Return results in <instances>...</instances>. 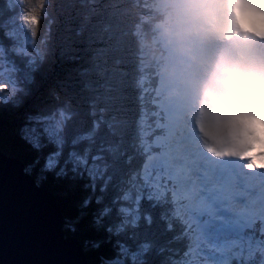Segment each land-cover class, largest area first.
I'll return each instance as SVG.
<instances>
[{
  "label": "snow or ice",
  "instance_id": "obj_1",
  "mask_svg": "<svg viewBox=\"0 0 264 264\" xmlns=\"http://www.w3.org/2000/svg\"><path fill=\"white\" fill-rule=\"evenodd\" d=\"M86 2L94 0H68L70 14L76 4ZM13 3L19 5L21 0H9L10 6ZM41 19L45 25L50 23L45 6L41 7L40 15L9 17L7 22L0 20V103L4 105L22 103L17 97L29 93L21 85L33 83L40 66L37 60L42 63L45 58L33 41ZM84 31V26H80L75 35L82 37ZM21 36L22 46L16 47ZM41 43L46 44L47 40L42 39ZM21 55L28 59L20 60ZM67 57L74 64L81 59L71 48L67 50ZM102 64L106 61L97 58L90 65L80 67L79 80L75 82V86L89 94L88 114L94 118L89 127L81 131L74 129L73 123L80 113L71 101L41 121L48 122L43 131L60 149L48 156L45 170L59 167L66 143L73 148L55 175L67 176V165L71 164L73 178L87 179L84 187L92 195L83 199L82 209H88L93 202L102 203V195L95 196V193L106 192L122 162L130 164L133 153L143 157L140 167L129 176L130 191L113 201L134 199L135 209L119 208L121 218L115 227L102 223L113 211L111 207L104 206L92 218L97 235L87 245L96 252L108 249L101 253L98 264H264V168H249V159L236 155L213 157L212 163L195 161L186 171L176 173L152 156L154 151H160V146L137 151L136 145H129L126 135L117 131L121 123L116 116L121 110L118 89L111 79L103 82L95 79L97 73L105 71ZM102 106H110L112 115L105 118ZM102 127L107 135L101 134ZM24 136L34 148L41 147L36 128H25ZM248 176L256 177L258 183L247 181ZM137 189L133 197L132 192ZM144 201L151 209H161L158 218L151 211H142ZM157 221L163 225L162 231L158 230ZM141 233L143 239H140ZM169 233L172 235L168 236ZM176 243H183V251L172 247ZM157 257L165 258L158 262Z\"/></svg>",
  "mask_w": 264,
  "mask_h": 264
},
{
  "label": "trees",
  "instance_id": "obj_2",
  "mask_svg": "<svg viewBox=\"0 0 264 264\" xmlns=\"http://www.w3.org/2000/svg\"><path fill=\"white\" fill-rule=\"evenodd\" d=\"M147 2L148 0H94L83 5L76 4L75 11L70 14L68 0H52L51 3L49 0H21L19 5L13 3L11 6L9 0H0V20L7 22L9 17L19 19L25 15H40L41 7L45 6L50 22L45 25L44 20L41 19L38 34L33 38L35 46L44 52L45 58L42 63L39 59L37 60L40 66L34 74L33 83L21 85L28 90L29 94L17 97L22 100L19 105L0 103V150L22 160L26 171L35 181L53 193L64 216L65 233L80 241L91 264H98L101 253L108 251V249H102L101 252H96L86 243L97 235L92 225V218L104 206L111 207L113 211L104 218L102 223L115 227L121 218L119 208L135 209L134 199L118 203L113 201H116L124 192L130 191L129 176L140 167L143 157L133 153L134 158L130 164L122 162L113 183L108 186L106 192L95 193V196L102 195V203L97 205L93 202L88 209H82L83 199L92 195L91 190L84 187L88 183L87 179L73 178L70 171L71 164L67 165L69 169L67 176L55 175L59 167L64 166V161L73 148L70 143H66L62 149L59 167L53 171L45 170L44 165L48 156L60 149L43 131L48 122L41 123V121L71 101L72 106L77 107L80 113L73 123L74 129L81 131L91 125L94 118L88 114L89 94L82 92L75 86V82L79 80L78 69L90 65L98 58L106 61V64H102L105 71L97 73L95 79L102 82L111 79L118 89L116 95L120 98L121 110L116 113V116L121 123L117 131L121 135H126L127 143L135 144L137 151L145 148L143 138L145 132L147 133L152 127L153 120L151 122L148 120L147 105H144L143 100L142 86L145 84L142 80L147 77L145 67L149 57L139 46L138 25L145 22ZM17 8V11H13ZM80 26L85 28L82 37L75 35V30ZM42 39H46L47 43H41ZM22 43L23 36L15 46L21 47ZM69 48L76 50L80 55L81 59L78 63L69 62L67 57ZM28 50L31 54V44ZM19 59L27 60L28 57L21 55ZM145 98L148 101V97L145 96ZM105 107L107 111L104 110ZM101 111L105 118L112 115L110 106H102ZM25 128L37 129L41 143L39 149L34 148L25 139ZM101 134L107 135V130L103 127ZM138 191L139 189L132 192L133 197ZM142 211H151L158 218L161 209H151L148 202L144 201ZM157 223L158 230L162 231L163 225L159 221ZM128 235H131V232H128ZM171 235V233L168 234V236ZM143 238L144 234L141 233L140 239ZM172 247L183 251L184 246L183 243H176ZM164 258L156 259L159 262Z\"/></svg>",
  "mask_w": 264,
  "mask_h": 264
},
{
  "label": "water",
  "instance_id": "obj_3",
  "mask_svg": "<svg viewBox=\"0 0 264 264\" xmlns=\"http://www.w3.org/2000/svg\"><path fill=\"white\" fill-rule=\"evenodd\" d=\"M52 192L0 150V264H91Z\"/></svg>",
  "mask_w": 264,
  "mask_h": 264
},
{
  "label": "clouds",
  "instance_id": "obj_4",
  "mask_svg": "<svg viewBox=\"0 0 264 264\" xmlns=\"http://www.w3.org/2000/svg\"><path fill=\"white\" fill-rule=\"evenodd\" d=\"M254 2L255 0H217L219 7L231 14L226 35H235L239 31L243 39L264 36V11L247 6ZM204 91L209 95L217 91L230 94L235 98L247 100L251 106L257 97L264 93V64L221 55L209 71ZM242 112L243 108L237 109L238 116ZM243 123L253 134L247 137L250 147L239 154L245 159L250 158V166L264 168V120L256 116H244Z\"/></svg>",
  "mask_w": 264,
  "mask_h": 264
},
{
  "label": "bare ground",
  "instance_id": "obj_5",
  "mask_svg": "<svg viewBox=\"0 0 264 264\" xmlns=\"http://www.w3.org/2000/svg\"><path fill=\"white\" fill-rule=\"evenodd\" d=\"M216 34H217V30L214 32V39L212 38L213 36H211V34L208 35V38H207V44L205 46V49H206V52H210V53H217V49H218V45H217V42H216ZM213 39V40H212ZM148 49H146L147 51L151 50L150 47H147ZM207 52V53H208ZM154 55V54H153ZM156 58L159 60L161 58V61H165L166 59L163 57V55L160 54H155ZM157 71H159L158 73V78H160L162 76V74L164 73V68L163 67H160V65H158V67L155 69ZM199 74L196 76V80H193L194 81V84L195 86H201V72H198ZM142 88H145V86L143 85ZM198 91L201 92V87H197ZM165 96H166V100H168V107H171L173 105V103L175 102V99H176V96H177V93L175 92V88H170V90L168 92H165ZM188 98L183 102L184 104L186 103V101L189 99V97H191V95L187 96ZM201 97V96H200ZM199 97V98H200ZM204 97V96H203ZM187 104L189 105L190 102L188 101ZM185 108V107H184ZM182 114V113H181ZM236 126V125H235ZM234 127V126H233ZM235 137H227L225 135H222L219 137V140H234ZM236 147V151H238L239 153L241 151H244L246 150V146L244 145H236L234 146ZM233 147V148H234ZM198 150H200L201 148L199 146H196L194 147ZM229 148H232V147H229ZM201 151V150H200ZM194 162L195 161H199V156H203L204 158H206V160H208V162L212 163L214 162L212 157L210 156H206V154H204V152H201V153H194ZM169 160H171V156H168ZM253 178H255V181H254V184H257L258 180L256 179V177L252 176ZM245 179L247 181H249V176L248 177H245Z\"/></svg>",
  "mask_w": 264,
  "mask_h": 264
},
{
  "label": "rangeland",
  "instance_id": "obj_6",
  "mask_svg": "<svg viewBox=\"0 0 264 264\" xmlns=\"http://www.w3.org/2000/svg\"><path fill=\"white\" fill-rule=\"evenodd\" d=\"M139 46H140V48H141V50L142 51H144L147 55H148V51L146 50V48L145 47H143V45L141 44V43H139ZM29 51V50H28ZM143 81V80H142ZM146 86H147V88L149 87V84H146ZM184 88V87H183ZM145 89H146V87H145ZM144 91V88H142V92ZM139 94H140V96H141V93L139 92ZM143 100H144V105H147L148 104V102H147V100H146V98H145V95H144V93H143ZM148 100H151V101H153V100H155L151 95H149V97H148ZM245 115H242L240 118H237V120L235 121V120H233V118L231 117V115H229V122H230V125L229 126H226L225 127V129L226 130H228V131H234V130H239L240 128H242V126L244 125V123H243V117H244ZM236 125V126H235ZM234 126V127H233ZM178 146V145H177ZM175 150V148H173L170 152H173ZM170 163V162H169ZM171 163H173V164H179V166H181V163H180V161L179 160H172V162ZM168 166V165H167ZM173 169H175V167L173 168Z\"/></svg>",
  "mask_w": 264,
  "mask_h": 264
}]
</instances>
